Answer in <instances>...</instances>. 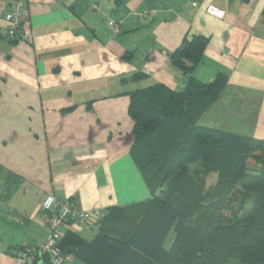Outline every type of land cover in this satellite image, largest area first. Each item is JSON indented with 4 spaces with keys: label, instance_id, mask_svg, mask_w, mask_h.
I'll return each mask as SVG.
<instances>
[{
    "label": "crops",
    "instance_id": "0c3cea01",
    "mask_svg": "<svg viewBox=\"0 0 264 264\" xmlns=\"http://www.w3.org/2000/svg\"><path fill=\"white\" fill-rule=\"evenodd\" d=\"M14 1L25 16L11 43L3 16ZM263 13L264 0H0V264L43 244L47 196L102 217L153 198L131 156L132 92L181 93L189 78L222 76L198 126L264 141ZM192 37L206 46L185 76L170 55ZM98 239L95 227L71 223L63 264L100 257Z\"/></svg>",
    "mask_w": 264,
    "mask_h": 264
},
{
    "label": "trees",
    "instance_id": "16d2710c",
    "mask_svg": "<svg viewBox=\"0 0 264 264\" xmlns=\"http://www.w3.org/2000/svg\"><path fill=\"white\" fill-rule=\"evenodd\" d=\"M205 46L202 37L186 39L170 55L172 66L190 75ZM225 85L222 76L209 84L189 78L181 93L155 85L129 94L131 156L153 198L108 208L95 227L103 253H78L81 261L264 264V141L197 124ZM249 162L261 169L251 174ZM211 173L217 182L206 188Z\"/></svg>",
    "mask_w": 264,
    "mask_h": 264
},
{
    "label": "built area",
    "instance_id": "2783aa9c",
    "mask_svg": "<svg viewBox=\"0 0 264 264\" xmlns=\"http://www.w3.org/2000/svg\"><path fill=\"white\" fill-rule=\"evenodd\" d=\"M24 16V3L21 1L11 2L8 11L3 16L7 25L3 36L8 39L22 37ZM41 211L43 225L46 229L45 241L39 247L23 246L18 249L14 253L16 264H39L44 261L47 264H63L65 257L60 244L71 223L94 228L102 218L100 210L74 211L67 201L58 200L54 196H47L43 200Z\"/></svg>",
    "mask_w": 264,
    "mask_h": 264
},
{
    "label": "rangeland",
    "instance_id": "374dc122",
    "mask_svg": "<svg viewBox=\"0 0 264 264\" xmlns=\"http://www.w3.org/2000/svg\"><path fill=\"white\" fill-rule=\"evenodd\" d=\"M261 169V167L259 165H255L253 162H249L248 163V170L251 174H255L257 173L259 170ZM194 171V168H191V172ZM206 188H209L211 186H214L217 182V174L216 173H211L206 177ZM173 235H170L168 238V241L166 242V246H168L171 240H172Z\"/></svg>",
    "mask_w": 264,
    "mask_h": 264
}]
</instances>
